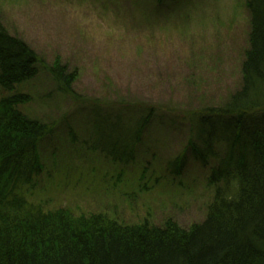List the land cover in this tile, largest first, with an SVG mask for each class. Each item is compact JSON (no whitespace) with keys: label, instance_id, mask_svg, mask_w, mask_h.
<instances>
[{"label":"rangeland","instance_id":"374dc122","mask_svg":"<svg viewBox=\"0 0 264 264\" xmlns=\"http://www.w3.org/2000/svg\"><path fill=\"white\" fill-rule=\"evenodd\" d=\"M246 3L188 0L162 20L156 0H0L7 26L42 60L38 80L27 87L34 98L25 109L49 121L51 133L39 145L43 171L27 189V200L46 211L104 213L129 225L175 220L186 230L202 221L213 188L208 172L185 152L187 130L153 123L135 161L113 164L89 147L96 137L90 102L126 96L172 106L174 116L221 104L241 79ZM58 62L76 75V98L60 93L52 79ZM184 153L186 165L174 176L171 168Z\"/></svg>","mask_w":264,"mask_h":264},{"label":"trees","instance_id":"16d2710c","mask_svg":"<svg viewBox=\"0 0 264 264\" xmlns=\"http://www.w3.org/2000/svg\"><path fill=\"white\" fill-rule=\"evenodd\" d=\"M187 1L156 0L154 8L158 6L160 19L170 20L174 7H185ZM246 8L250 22L241 79L221 104L174 116L172 106L140 104L126 96L90 102L96 137L89 147L113 164L135 161L153 123L165 121L173 130H187L185 152L208 172L213 194L205 218L186 230L178 223L174 228L171 220L129 225L104 213L46 211L27 200V189L43 171L39 145L51 133L49 121L25 109L34 98L27 87L38 80L42 60L0 13L3 264H264V0H247ZM51 76L60 93L77 97L75 74L58 62ZM126 131L130 135L122 143ZM117 133L115 140L101 138ZM186 154L171 168L174 176L182 174Z\"/></svg>","mask_w":264,"mask_h":264},{"label":"bare ground","instance_id":"6f19581e","mask_svg":"<svg viewBox=\"0 0 264 264\" xmlns=\"http://www.w3.org/2000/svg\"><path fill=\"white\" fill-rule=\"evenodd\" d=\"M173 222H174V228H175V226H176V225H175V223H177V222H176L175 220H174ZM97 227H99V224H98V226H97ZM103 228H105V227H103ZM105 229H106V228H105ZM101 231H102L103 233H106V231H105L104 229H103V230H101ZM125 238H126V236H123V237H122V239H123V240H124ZM0 261H1V257H0ZM1 262H2V264H3V263H4V260L2 259V261H1Z\"/></svg>","mask_w":264,"mask_h":264}]
</instances>
